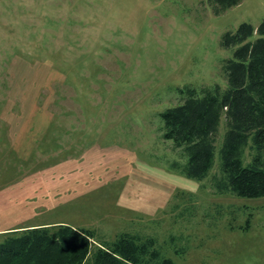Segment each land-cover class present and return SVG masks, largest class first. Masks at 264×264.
<instances>
[{
    "label": "rangeland",
    "instance_id": "rangeland-1",
    "mask_svg": "<svg viewBox=\"0 0 264 264\" xmlns=\"http://www.w3.org/2000/svg\"><path fill=\"white\" fill-rule=\"evenodd\" d=\"M263 19L264 0H0V241L61 223L151 236L175 264H264V197L171 170L160 116L224 86L222 36Z\"/></svg>",
    "mask_w": 264,
    "mask_h": 264
},
{
    "label": "trees",
    "instance_id": "trees-1",
    "mask_svg": "<svg viewBox=\"0 0 264 264\" xmlns=\"http://www.w3.org/2000/svg\"><path fill=\"white\" fill-rule=\"evenodd\" d=\"M208 1L220 15L242 0ZM221 46L232 50L221 66L225 85L182 88V103L160 115L163 138L181 151V160L169 167L188 179L208 181L216 195L262 198L264 19L257 27L242 23L227 31ZM3 235L0 264H175L148 235L121 233L107 241L95 230L61 223Z\"/></svg>",
    "mask_w": 264,
    "mask_h": 264
},
{
    "label": "crops",
    "instance_id": "crops-1",
    "mask_svg": "<svg viewBox=\"0 0 264 264\" xmlns=\"http://www.w3.org/2000/svg\"><path fill=\"white\" fill-rule=\"evenodd\" d=\"M29 187V186H28ZM31 187V189H33V186H30ZM21 193H23V191H21Z\"/></svg>",
    "mask_w": 264,
    "mask_h": 264
}]
</instances>
